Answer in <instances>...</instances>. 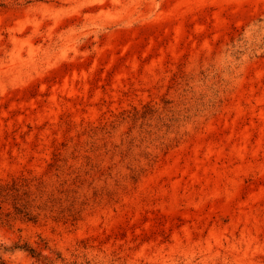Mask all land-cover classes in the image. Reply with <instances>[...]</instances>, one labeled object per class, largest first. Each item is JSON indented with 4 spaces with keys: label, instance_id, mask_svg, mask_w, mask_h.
<instances>
[{
    "label": "rangeland",
    "instance_id": "1",
    "mask_svg": "<svg viewBox=\"0 0 264 264\" xmlns=\"http://www.w3.org/2000/svg\"><path fill=\"white\" fill-rule=\"evenodd\" d=\"M0 187L4 264H264V0H0Z\"/></svg>",
    "mask_w": 264,
    "mask_h": 264
},
{
    "label": "trees",
    "instance_id": "2",
    "mask_svg": "<svg viewBox=\"0 0 264 264\" xmlns=\"http://www.w3.org/2000/svg\"><path fill=\"white\" fill-rule=\"evenodd\" d=\"M14 190H16L15 188H12ZM2 193H7L5 188L4 187H0V195H2ZM20 213H24V214H27L26 211H21L19 210ZM16 247H19L20 249H24L25 251H28L29 254L32 256V257H35L37 260H40V254L39 253H36L33 249L31 248H27L25 246H16ZM0 264H4L3 260L0 258Z\"/></svg>",
    "mask_w": 264,
    "mask_h": 264
}]
</instances>
